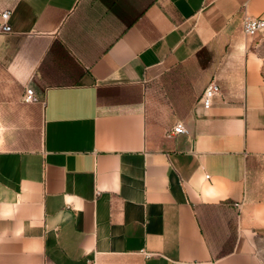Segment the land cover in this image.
<instances>
[{
  "label": "crops",
  "instance_id": "crops-1",
  "mask_svg": "<svg viewBox=\"0 0 264 264\" xmlns=\"http://www.w3.org/2000/svg\"><path fill=\"white\" fill-rule=\"evenodd\" d=\"M5 10L0 264H264V32L241 30L264 0ZM205 54L211 107L205 88L181 111L156 101L154 83Z\"/></svg>",
  "mask_w": 264,
  "mask_h": 264
},
{
  "label": "rangeland",
  "instance_id": "rangeland-1",
  "mask_svg": "<svg viewBox=\"0 0 264 264\" xmlns=\"http://www.w3.org/2000/svg\"><path fill=\"white\" fill-rule=\"evenodd\" d=\"M211 60V57L205 54L175 71L168 72L163 80L151 86L150 93L159 94L156 101L164 100L166 94L168 99H165V103L172 105L175 111H181L182 108L192 103L197 94L207 85ZM156 101L148 102L149 109H155L157 105L161 104Z\"/></svg>",
  "mask_w": 264,
  "mask_h": 264
},
{
  "label": "built area",
  "instance_id": "built-area-1",
  "mask_svg": "<svg viewBox=\"0 0 264 264\" xmlns=\"http://www.w3.org/2000/svg\"><path fill=\"white\" fill-rule=\"evenodd\" d=\"M9 16L10 11L5 10L1 11V31L8 32L11 30L9 25ZM241 30L245 37L253 39L257 37L261 32H264V18H255L248 15H243L241 18ZM220 94V87L215 81H210L209 84L205 87L201 103L203 108L208 109L212 106L213 100L216 96ZM22 102L25 104H37L40 103L39 98L34 93L33 89L29 86L24 88V93L22 95ZM187 132L185 124L181 121L175 123L171 130L167 133V137L177 134H184ZM2 134V127L0 125V135ZM205 179H209V175H205ZM90 264H95L92 261Z\"/></svg>",
  "mask_w": 264,
  "mask_h": 264
}]
</instances>
